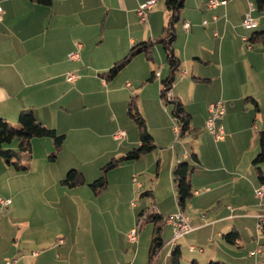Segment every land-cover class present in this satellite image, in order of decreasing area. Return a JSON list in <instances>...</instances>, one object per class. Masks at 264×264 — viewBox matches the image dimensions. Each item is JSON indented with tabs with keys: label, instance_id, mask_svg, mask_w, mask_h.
I'll list each match as a JSON object with an SVG mask.
<instances>
[{
	"label": "crops",
	"instance_id": "0c3cea01",
	"mask_svg": "<svg viewBox=\"0 0 264 264\" xmlns=\"http://www.w3.org/2000/svg\"><path fill=\"white\" fill-rule=\"evenodd\" d=\"M146 1L51 0V5H42L34 0H0L3 9L0 20V118L18 127L20 112L28 109L35 113L40 122L65 135V142L72 133L76 134L77 139L83 138L92 134L94 118H88L85 113V118H78L73 113L77 96L74 94L85 87L87 91L90 89L87 86L93 85L101 91L109 121L116 124V128L107 135L114 142L112 149L103 151L95 159L88 157L87 149L80 148L81 157L77 159L70 155L73 161L64 168L65 172H58L53 163H47L44 159L41 163L34 161L27 172H17L0 158V199L12 200L11 206L0 217V264L10 260L14 264H59L57 260H62V252L69 250L70 256L79 247L86 249L88 244L90 248L91 241L87 242V239L94 235L87 167L102 166L140 145L137 125L128 123V105L133 96L158 148L138 161L122 163L123 166L134 165L120 184L113 183L115 176L109 174L106 189L111 198L109 209L120 206L122 200L129 206L136 195L135 184L138 181L134 182V178L138 180L135 175L138 172L145 175L144 183L151 184L148 197L152 200V208L166 217L176 213L179 206L175 199L172 172L177 164L189 163L193 169L189 179L194 195L183 213L189 218L193 230L178 241L182 258L181 244L188 243L189 250L191 247L195 249L193 252L190 250L192 254L198 249V255L194 257L201 264H247V257H253L249 256L250 252L255 250L258 243L262 253L255 258L256 261H264V232H258L256 218L258 214H264V197L259 199L255 193L264 186V180L259 179L253 166L260 149L259 133L264 131V42L252 40L254 33L264 32L263 19L258 17L257 21L255 18V28L243 26L253 6L248 3L251 0H217L227 1V5L213 10L206 8L209 0H195V10L185 14L184 21L190 22L192 28L184 36L182 49L175 48L182 66L177 77L179 83L177 79L172 94L173 98L183 103L192 117L191 127L196 129L192 137L196 140L194 146L190 147L189 143L180 142L179 132L172 127L171 110L161 100V86L158 88L153 83L158 68L156 55L161 62L159 68L165 69L167 66L166 61L163 64L159 46L153 49L152 61L143 55L132 60L125 70L134 71L136 75L133 72L132 75H124V86L100 77L101 73L124 58L135 44L161 35L169 18L165 2L156 0L147 21L143 22L137 9ZM203 21L208 22L207 27L202 26ZM94 26L101 27L100 40L94 47L98 48L109 40L112 60L107 66L97 69L98 76L84 73L83 77L78 76L77 81L70 83L67 74L76 71L77 75V70L81 69L78 65L84 62L89 52L86 40ZM77 44L82 45L81 59L70 61L68 56ZM61 57V64L51 60ZM164 74V71L161 72L160 80L167 78L168 73ZM217 101H223L226 106L224 118L219 122L226 132L223 141H217L206 129L209 106ZM94 102L88 100L89 105H94ZM122 129H128L126 138L116 140L115 135ZM52 143L48 138L33 139L34 156L37 154L36 147L43 144L47 151H51ZM100 159L102 162L98 163ZM148 168H155L156 174H150ZM70 169L83 172L87 184L75 188L62 185L61 181ZM30 176L36 177L33 184L29 183ZM117 187L120 193H116ZM31 188L41 189L39 200L31 195L26 198L27 192L31 194ZM138 188L143 189L141 184ZM66 189L70 192L67 193L70 204L74 205L75 222L79 226L78 239H74L71 233L70 240L65 239L63 244L60 243L62 239L54 244H46L36 235L42 228V222L50 224L57 215V204L61 203L58 199L67 192ZM29 198L31 201H28ZM25 206L29 214L24 213ZM21 213L23 218L18 217ZM134 217H130L131 221L121 236L111 235L112 240L116 237L122 240L127 257L126 262L119 260L114 264L149 262L150 248L145 253L142 243L139 245L128 239L130 231L134 229L131 227ZM103 231L106 230L99 235ZM233 232L238 235L237 240L227 241L224 235ZM173 234L172 226L166 222L161 231L164 247L170 246ZM12 236L16 239L14 243L10 240ZM100 238L103 241L109 239ZM79 242H82V246ZM174 249L171 247L169 253ZM33 253L38 255L34 256ZM51 253H54L53 263L48 262ZM170 255L168 258L165 256V262L170 261ZM160 257L157 264H160ZM141 258L142 262H139ZM194 262L200 264L197 259ZM68 264H72L71 260Z\"/></svg>",
	"mask_w": 264,
	"mask_h": 264
},
{
	"label": "rangeland",
	"instance_id": "374dc122",
	"mask_svg": "<svg viewBox=\"0 0 264 264\" xmlns=\"http://www.w3.org/2000/svg\"><path fill=\"white\" fill-rule=\"evenodd\" d=\"M194 3H195V0H187L186 1L185 9L182 12L181 22L177 25V40H176L175 45H174L175 48H177V50L182 49L181 44H182V41H183L184 36L186 34V32L183 30V21L185 19V14L192 13L195 10L196 7L193 6ZM248 3H252L253 6H255L254 9L256 10V13L252 14L253 18L254 19L256 18V20L258 21V17H259V18L263 19L262 23H264V11L259 10V8L257 6V1L251 0V1H248ZM259 23H260V21H259ZM100 28H101L100 26H94L91 30L89 39L86 40L87 45L89 47V52H88L87 56L85 57L84 62H82L80 65H78L79 68H81V69L77 70V72H78L77 75L79 77L80 76L83 77L84 73H86L88 75L90 73H95V75H97V73L99 72V71L96 72L97 69H100L104 66H107L112 60L111 59L112 54H110V52H109L112 44L110 43L109 40L107 42H105V44L101 43L98 48L94 47V46H97L98 41L100 40V37H99L100 31H101ZM31 43H30V45H31ZM82 43L85 45V42H82ZM159 47H160L159 50L161 51V54L163 56L162 58L164 60L163 64L165 65L166 56L164 55L165 53H164V50L162 49V47L161 46H159ZM29 50L32 53V50L31 49H29ZM156 53H157V51H156ZM68 58H69V56H68ZM51 60L54 61V63H59V64H61L63 62L62 57H61V59L51 58ZM70 61H72V60H70ZM76 61H78V60H76ZM156 62L158 65L157 71H160V70H161V72L164 71L165 72L164 76H165L166 73H168V67L165 66V69L159 68V66H160L159 64H161V62L159 60L158 55H156ZM124 70L121 71L119 73V75L115 79L111 80L110 82L114 83L115 85H122L123 84V86H124L125 83H122V81L124 79V75H127L128 73H129L128 75H132L133 73H135L134 75H136V72H134V71H131V70H125L124 71ZM127 71H131V72H127ZM73 72L76 73V71H73ZM177 79H178L177 83H179V78H177ZM155 80L156 81H154L153 83L158 85V88H159V86H161L160 80L157 78ZM180 81H182V80L180 79ZM87 87H89L90 89H88L86 91V87H85L84 89H82V91H81V89H79L78 93L74 94V96L75 95H77V96L75 97L76 101L74 103L73 113L76 114L78 116V118H81V117L85 118L84 113L88 116V118H94L92 134L91 135H84L83 138L77 139L76 134L72 133L71 138L69 140H66V142L63 145V149L60 151V153L56 156L55 159L50 158V156L54 152V145L52 143V140L50 138H48V139H50L52 146H53V149H51V151L48 150L51 153H49L47 151V149H45L46 147L43 144L41 146L36 147L37 154H36V157L34 156L32 163L34 161L41 163L42 159H44L45 161H47V163H49V162L53 163V165H55L58 172H63L65 170L64 168L72 163L73 158L71 156H73V157L76 156L77 159L81 157L79 155L80 148L87 149L86 154L88 155V157L89 158H95V159L99 158V155L103 151H105V150L109 151L110 149H112L114 142L111 139L107 138V135L110 134V132H112L116 128V124L111 123L109 121L108 109L103 106V100L101 99L100 89L98 87L93 86V85H88ZM79 92H81V93H79ZM86 92H90V93H86ZM88 100L95 101L94 105H89ZM86 106H87V108H86ZM165 107L167 109L171 110V114H172L173 105L168 104ZM170 119L172 122V127L173 128L176 127L177 124L174 121L172 115H170ZM128 123H131L130 125H136L130 119H129ZM125 130L127 131L128 129H125ZM200 130H202V129H200ZM177 135H176V137H177ZM37 139L45 140L47 138H37ZM195 140H196V138H194L192 136H185V137L180 138V142H187V143H189L190 147L194 146ZM4 149L5 150L11 149V150L18 151L19 141L14 140L10 144H5ZM118 158L119 157H117V156L114 157V159H118ZM110 161H112V159L108 160L107 162H105L101 166V164H98L99 162H102L100 159L98 161V163H96V165L98 164L97 166H95L93 168L87 167L89 184H91L92 182H94L95 180L100 178V176L102 174L101 167L102 168L105 167L108 163H110ZM77 162H79V161H77ZM132 165H134V164H125L124 166H123V164H121L120 166H118L114 170H111L108 173V181H109V174L112 173V175L115 176V178L113 179V183H115L117 185L120 184L122 179L124 178V176L127 173L130 174L131 167H133ZM148 172L150 174H156V169L155 168H153V169L148 168ZM67 174H68V172H67ZM48 175H49V173H48ZM135 175L137 176V179H138L137 180L138 183L135 184L136 185V188H135L136 195L133 196V198L131 199L129 206L125 203L124 200H122L120 202V206H118L117 208H110L109 209V206L111 204V198L109 197L108 191L106 190L108 187L102 193L96 195L92 190H90L89 184L87 185V187H88L87 189H89V191L92 193V198L90 199L89 203L91 204V208L93 211L92 218H93V235H94V237H92V238L88 237V239H87V242L91 241L90 242V248L88 247V244L86 245V249H82L83 247L82 248L79 247V249H75L73 251L72 255H70V256H69V250L62 252V260H57L60 262L59 264H68L70 260H71L72 264H114L115 262H117L119 260L122 262L123 261L126 262L127 257H126V253L124 251V246H123L122 240H120V238H118V237H116V239L112 240L111 235L112 236H121V233L126 230V227L128 226L129 222L131 221L130 217H132V216L134 217V208L135 207H137V209L135 212V217L133 218L134 224L132 223L131 227L137 228V235H138V240H139L138 243H139V245L142 243V248H143L145 253L148 251V249L150 248V244H151L152 234H153V230H154V224L145 218L139 217V214L143 211L150 210L153 207V205L151 203L152 200L148 196H143V194L145 192H149L151 190L150 189L151 184L150 183H144L145 181H143V180L145 179V175L144 176L142 174L140 175V173H138V172H136ZM148 177H149V175H148ZM29 179H30L29 183L33 184L36 177L30 176ZM24 182H25V179L23 178L22 183H24ZM22 183H19V184H22ZM139 184L142 185L143 189L138 188ZM32 187L36 188L34 185H32ZM33 188H31V190H32L31 194L29 192H27L26 198L31 195V197L33 199L39 200L38 193L41 189H33ZM65 191H67V192H64V194H62V197H60L58 199V201L61 203L57 204V215H56L57 217L54 216V219L52 220V222L50 224H47V225H45L41 221L42 222V228L39 229L38 234L36 235V238L40 237V238L44 239L46 244H51V243L54 244V242H56L60 239L65 241V239L69 238V240H70L71 236L69 234H71V233H72V236L74 239H78V237H76V234L79 233L78 232L79 226L76 225V222H75L76 217H74V214H75L74 213V205L70 204L71 199L67 196L68 195L67 193H70L69 190L66 189ZM116 193H120V188L117 187ZM175 199H176V203H177V198L175 197ZM28 201H31V198H29ZM24 209H25L24 213L29 214V211L27 210L26 206L24 207ZM18 217L23 218V214L21 213ZM102 230H106V231H103L99 235V233ZM168 232H170V229H168ZM100 237H109V239H106L103 241V239H101ZM189 237H191V236H189ZM10 240H11V243H14V241H16L15 237H13V236L10 238ZM69 243H70V241L68 242V244ZM79 243H81V246H82V242H79ZM257 244H256L254 249L257 248V246H258ZM181 245H182V253H183L182 264H196L194 262V260H196V259L201 264V261L197 257H196V259L194 257V255H198V251H197L198 249L196 250V253L192 254L189 250L190 244L186 243V244H181ZM196 246H199V245H196ZM47 248L48 247H46V250H47ZM200 248H202V246H200ZM170 249H171V245L170 246L166 245L161 250V252H160L161 257H160V262H159L160 264H170V261H168V260L165 262V256H167V258L169 257L168 254H169ZM37 250H40V249H37ZM133 250L136 251V248L133 247ZM55 252H57V251H55ZM253 257L252 258L247 257V262H248L247 264H257L256 262H258V261H256L255 256H253ZM257 259H259V257ZM53 261H54V253H51L48 257V262L53 263ZM139 262H142V258H141V260H139Z\"/></svg>",
	"mask_w": 264,
	"mask_h": 264
},
{
	"label": "trees",
	"instance_id": "16d2710c",
	"mask_svg": "<svg viewBox=\"0 0 264 264\" xmlns=\"http://www.w3.org/2000/svg\"><path fill=\"white\" fill-rule=\"evenodd\" d=\"M42 5H51V0H34ZM187 0H164L165 7L169 13L167 24L164 26L161 35L156 39H149L148 41L135 44L129 53L121 60L115 62L108 71L100 74V77L107 81L115 79L121 71H123L132 60L143 55L148 60H153V49L156 46H161L166 56V65L168 67V76L164 80H160L161 100L165 105L172 104V117L179 128L178 137L192 136L196 129L191 127L192 117L185 109L183 103L179 99L167 98V93L172 91L178 74L181 71L182 62L176 54L175 42L177 40V25L181 22L182 12L185 9ZM260 11H264V0H256ZM185 21H183L184 24ZM208 25V22H207ZM203 25L204 27H207ZM192 28V27H191ZM190 32V31H189ZM188 33V32H186ZM217 34V35H216ZM215 36L218 37V33ZM252 40L264 42V32L254 33ZM154 78H152L153 80ZM128 116L137 125L140 135V145L134 148L131 152L118 158L112 159L105 167L101 169L102 174L100 178L89 184L91 190L96 194L102 193L109 185L108 173L114 170L122 163L127 161H138L143 156L154 152L158 147L149 132L147 122L142 116L137 104V99L133 96L128 105ZM19 126L14 127L5 119L0 118V158L5 164L11 166L17 172H27L31 170L32 161L34 158L32 141L35 138H50L54 145V152L50 156L55 159L56 156L63 149L65 143V135H60L53 128H49L44 123L40 122L32 110L25 109L20 112ZM14 140L19 141V149L5 150L4 145L10 144ZM259 153L253 160V166L256 170L259 179L264 180L263 165H264V131L259 133ZM196 156V155H192ZM193 169L189 163L177 164L172 172L173 183L177 198L179 209L183 212L187 202L193 197L194 189L189 179ZM61 184L68 188H75L83 186L86 183V177L83 172L72 169L68 172L66 178L61 181ZM149 192L143 196H149ZM139 217L145 218L154 224V230L151 239L150 255L148 264L152 263L153 256L160 253L164 247L161 237L162 227L167 222V217L155 211L154 208L143 211ZM224 238L229 242H235L238 238L236 233L224 235ZM170 264H182V255L180 249L175 247L170 255ZM210 264H219L212 262Z\"/></svg>",
	"mask_w": 264,
	"mask_h": 264
},
{
	"label": "built area",
	"instance_id": "2783aa9c",
	"mask_svg": "<svg viewBox=\"0 0 264 264\" xmlns=\"http://www.w3.org/2000/svg\"><path fill=\"white\" fill-rule=\"evenodd\" d=\"M155 3H156V0H148L145 3H142L141 5H139L137 9V13L143 22L147 21L149 14L153 6L155 5ZM226 5H227V1L209 0L206 3V8L209 10H213V9L218 8L219 6H226ZM252 7H251V11L246 15L242 23L243 26L248 29H252L257 26V21L252 16V12L254 11ZM2 13H3V9H2V6L0 5V20L2 19ZM203 25L206 26L207 21H203ZM191 27L192 25L190 22L188 21L184 22L183 29L185 32H189L191 30ZM249 47L251 48L252 45L249 44ZM81 49H82V45L77 44L76 49L69 54V59L72 61L79 60L81 58ZM155 77L160 80L161 70L157 71ZM77 79H78V75H76L75 73L70 72L67 74V80L70 83H74L75 81H77ZM127 86L130 87L131 84L128 83ZM167 98L169 100L173 99L172 91H169L167 93ZM225 113H226V106L223 101H217L215 103H212L209 106V116L206 121V129L210 134L214 136V138L217 141H223L226 137V132H225L224 127L219 124L220 120L223 119ZM176 129H177V132H179V128L177 126H176ZM126 136H127L126 131L122 130V131H119L115 135V139L116 140L124 139L126 138ZM136 181L137 180L135 177L134 182ZM255 193H256L257 198L262 199L264 197V186L257 189ZM11 204H12L11 199H0V217L3 211L6 208L10 207ZM256 218H257V230L259 233H262L264 232V214H258ZM167 224L172 226L173 231H174L173 237L170 241V245L172 248L177 247L178 241L184 238L189 233H191L193 230L190 225L189 218L180 209L176 213H173L167 217ZM128 239L132 243L138 242L137 228H134L130 231L128 235ZM60 243H63V240H61ZM190 250L194 251L195 249L191 247ZM171 252L169 254H171ZM261 253H262V247L259 244L254 251L250 252V256H258ZM159 254L160 253L153 256L151 264H157L159 257H160ZM33 255L37 256L38 253H33ZM14 263L15 262L13 260L12 261L10 260L6 264H14ZM257 264H264V261L259 260Z\"/></svg>",
	"mask_w": 264,
	"mask_h": 264
}]
</instances>
